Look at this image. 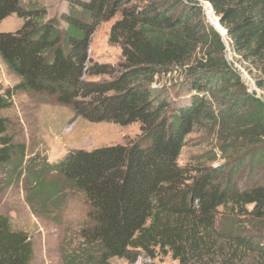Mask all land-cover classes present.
I'll list each match as a JSON object with an SVG mask.
<instances>
[{"label": "trees", "instance_id": "16d2710c", "mask_svg": "<svg viewBox=\"0 0 264 264\" xmlns=\"http://www.w3.org/2000/svg\"><path fill=\"white\" fill-rule=\"evenodd\" d=\"M26 1L32 0H0V22L13 14L23 20L16 31L0 32V56L21 78L11 90L0 88V183L6 171L23 166L26 153L2 114L14 93L49 95L91 122L139 123L137 140L74 150L47 166L55 181L37 184L35 194H44L46 204L57 202L61 187L69 186L89 205L82 236L97 246L99 256L74 262L132 258L131 248L154 245L170 250L181 264H258L247 254L257 251L255 244L246 236L221 233L218 217L222 208L264 222V183L240 189L232 178L222 180L218 168L183 167L178 160L187 135L216 120L208 94L239 82L227 45L258 73L264 89V0H70L59 19L43 6H25ZM201 1L211 3L228 30L225 39L205 22ZM118 14L110 39L122 47L121 69L88 67L91 36ZM173 71L186 75L183 103L170 102L152 87L158 76ZM87 74L111 79L89 81ZM248 100L242 97L240 105ZM255 118L254 130L264 136V107ZM33 259L28 236L0 214V264Z\"/></svg>", "mask_w": 264, "mask_h": 264}, {"label": "rangeland", "instance_id": "374dc122", "mask_svg": "<svg viewBox=\"0 0 264 264\" xmlns=\"http://www.w3.org/2000/svg\"><path fill=\"white\" fill-rule=\"evenodd\" d=\"M69 2L32 0L24 4L43 6L50 17L59 19L61 13L67 11ZM201 4L205 22L219 31L211 20L218 18L216 13V16L207 15L208 2L201 1ZM119 18L118 14L96 28L88 44V67L107 64L121 69L122 47L110 39L112 26ZM22 23L16 14L10 15L0 22V32H14ZM226 57L236 69L239 82L228 85L229 91H221L215 96L208 94L214 103L216 120L195 127L187 135L178 163L194 169L218 168L222 180L232 178V183L244 189L264 183V136L254 130L255 115L264 107V89L257 84L258 73L254 69L250 72L229 45ZM110 79L109 75H85V80L89 81ZM20 81L21 78L0 56V88L11 90ZM152 87L167 95L172 103H183L188 99L184 71L160 75ZM242 97L249 99L250 104L240 105ZM2 114L9 120V133L16 142L25 145L26 153L21 168L17 167L14 172L8 170L1 176L0 214L8 216L14 229L28 236L34 248L32 264H76L74 261L82 262L88 254L97 258V246L89 245L82 236V229L88 224L89 210L83 194L62 186L57 202L46 204L42 198L44 194H35L36 187L38 183L56 180L55 172L47 171L49 164L60 162L74 150H93L137 140L140 124L123 126L91 122L49 95L26 91L14 93L11 107ZM252 207L247 206V210L251 211ZM218 230L249 238L258 248L247 253L249 258L264 264V222L253 221L249 215H233L221 208ZM130 256L132 258H111L97 264H181L170 250L154 245H149V249L131 248Z\"/></svg>", "mask_w": 264, "mask_h": 264}, {"label": "water", "instance_id": "95a60500", "mask_svg": "<svg viewBox=\"0 0 264 264\" xmlns=\"http://www.w3.org/2000/svg\"><path fill=\"white\" fill-rule=\"evenodd\" d=\"M210 3V2H209ZM211 4V3H210ZM211 8H212V11L214 12V14H215V11H214V9H213V7H212V5H211ZM212 21H213V25L217 28V29H219V27L221 26L222 27V30H219V32H220V34L224 37V39L228 36V30H226L222 25H221V23H220V19L219 18H217L216 20L215 19H211Z\"/></svg>", "mask_w": 264, "mask_h": 264}, {"label": "built area", "instance_id": "2783aa9c", "mask_svg": "<svg viewBox=\"0 0 264 264\" xmlns=\"http://www.w3.org/2000/svg\"><path fill=\"white\" fill-rule=\"evenodd\" d=\"M205 2H208V1H205ZM208 4H209V6L206 8V10H207V15H210V14H214V12L212 11V13L210 12V9H209V7H211V4L208 2ZM211 10H212V8H211ZM214 16H216L215 14H214ZM217 19V18H216Z\"/></svg>", "mask_w": 264, "mask_h": 264}, {"label": "bare ground", "instance_id": "6f19581e", "mask_svg": "<svg viewBox=\"0 0 264 264\" xmlns=\"http://www.w3.org/2000/svg\"><path fill=\"white\" fill-rule=\"evenodd\" d=\"M210 9H211V7H210ZM211 11H212V10H211ZM211 11H210V12H211ZM211 13H212V12H211ZM219 30H222V27H221V26L219 27Z\"/></svg>", "mask_w": 264, "mask_h": 264}]
</instances>
